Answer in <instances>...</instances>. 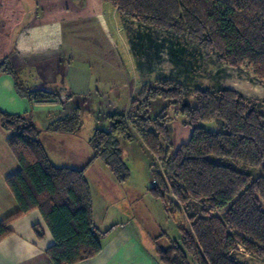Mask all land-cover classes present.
Instances as JSON below:
<instances>
[{
    "label": "trees",
    "instance_id": "16d2710c",
    "mask_svg": "<svg viewBox=\"0 0 264 264\" xmlns=\"http://www.w3.org/2000/svg\"><path fill=\"white\" fill-rule=\"evenodd\" d=\"M106 1L125 18L186 36L231 66L248 64L264 85V0ZM0 74L9 75L17 94L30 104L63 102L57 91L24 86L7 58L0 60ZM141 94V99L131 101L134 113L114 111L107 116V129L92 130L94 155L89 165L98 158L118 181H124L128 167L117 136L130 139L129 125L135 124L144 145L167 172V182L155 174L159 183L150 188L154 197L165 204L163 192L168 183L174 198L191 207L190 230L179 227V238L170 240L166 249L157 250L158 261L246 264L234 256L239 246L264 258V100L248 99L221 85L189 89L173 79L156 80ZM157 99L167 101L192 129L189 140L175 149L165 118L149 115ZM80 116L77 104L70 115L42 130L31 115L0 110L7 145L20 165L5 179L18 209L0 220V240L10 233L12 220L38 210L54 239L46 250L53 264H75L94 257L101 250V235L111 229L95 227L84 168L54 164L40 140L43 132L76 133L82 125ZM221 210L222 215L215 213ZM33 231L43 237L39 225H34Z\"/></svg>",
    "mask_w": 264,
    "mask_h": 264
},
{
    "label": "crops",
    "instance_id": "0c3cea01",
    "mask_svg": "<svg viewBox=\"0 0 264 264\" xmlns=\"http://www.w3.org/2000/svg\"><path fill=\"white\" fill-rule=\"evenodd\" d=\"M58 1L14 0L20 9L19 14L11 19L6 15L8 10L4 9L7 1L0 0V39H3L0 60L8 59L27 88L57 91L63 101L59 104H30L17 94L12 78L0 74V110L9 114L31 115L33 123L42 130L52 121L70 115L79 102H86L94 88L93 93L104 97L107 119L118 105L127 102L132 89L127 78L131 73L121 68L122 59L101 25L98 13L94 10L85 13L80 11L78 8L83 6V0H74L78 4L77 9L62 7ZM80 20L82 23L78 22ZM66 52L70 59L67 69L64 72L56 70ZM39 61L42 62L41 67L38 66L41 63ZM66 96H70V99ZM108 126L109 122L102 129ZM79 131L74 134L43 132L40 136L54 164L84 168L91 189L95 227L100 231L111 228L100 237V252L75 264H161L156 254L159 248L149 249L143 245L145 230L133 229L130 218L116 219L111 213L108 203L114 195L107 191L109 188L102 187L103 200L96 197L99 194L93 192L92 169L96 168L98 172L97 169L102 167L107 171V167L97 164L100 163L98 158L89 165L94 155L91 133L84 137ZM6 138L7 132L0 125V220L18 209L5 179L16 173L20 165L8 147ZM77 146L80 148L76 150L77 158L69 159L65 158L66 154L62 155L66 152L72 154L69 151ZM162 207L167 212L164 204ZM124 212L121 210L120 214ZM36 224L43 231L42 238L33 231ZM8 228L10 233L0 240V264H53L46 250L54 243V239L38 210L12 220Z\"/></svg>",
    "mask_w": 264,
    "mask_h": 264
},
{
    "label": "rangeland",
    "instance_id": "374dc122",
    "mask_svg": "<svg viewBox=\"0 0 264 264\" xmlns=\"http://www.w3.org/2000/svg\"><path fill=\"white\" fill-rule=\"evenodd\" d=\"M4 1H7L5 3L7 7L4 5V9L8 10L7 17L11 19L16 17L19 14V4L14 0ZM58 2L62 7L70 9L78 7L74 0ZM78 9L84 13L93 10L98 13L101 25L122 59L121 68L131 73V76H127L131 82L129 87L132 88L129 98L125 104L121 103L111 113L114 111L124 114L134 113L135 107H132L131 101L141 99L142 89L159 79H173L189 89L197 87L212 89L221 85L238 91L248 99L264 100V85L258 81L246 63L231 66L216 52L194 45L186 36L164 33L137 20L125 18L106 0H83V6H79ZM66 14L69 16L68 11ZM81 20L78 22L82 23ZM1 42L3 39H0V46ZM69 61V53L66 52L64 60L56 70L64 72ZM41 65L42 62L38 63V66ZM35 69L39 70L37 67ZM93 92H90L86 102L78 103L81 107L82 122L79 134L84 137H87L93 129H102L108 124L105 118L104 97ZM149 115L165 118L173 149L189 140L192 129L185 124L184 117L168 105L167 101L155 100ZM209 125L214 127L212 123ZM149 127L152 128V125ZM129 134L130 139L124 135L117 136L122 160L128 167V176L124 181H118L108 168L105 171L98 165L101 167L97 169L98 172L95 167L92 169L94 170L91 178L93 192L99 194L96 197L103 200L102 187L109 188L107 191L114 195L108 203L109 210L116 219L130 218L129 222L133 229L145 230L142 240L147 248L166 249L170 240L179 238V227L190 230L188 216L191 207L187 208L180 204L172 195L169 184L165 183L168 189L163 192L167 212L164 211L160 200L154 197L150 188L152 184L159 183L155 174H160L167 182L165 178L167 172L159 158L144 145L135 124L129 125ZM162 144L166 147L164 142ZM76 150H80L79 146L69 151L72 154L66 152L62 155L66 154L65 158L69 159L77 158ZM99 162L97 164H103L100 159ZM98 208H100L99 204ZM121 210L126 212L120 214ZM223 210L215 213L222 215ZM234 256L238 261L246 264H264V258L249 254L241 246L234 252Z\"/></svg>",
    "mask_w": 264,
    "mask_h": 264
}]
</instances>
